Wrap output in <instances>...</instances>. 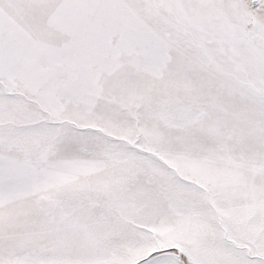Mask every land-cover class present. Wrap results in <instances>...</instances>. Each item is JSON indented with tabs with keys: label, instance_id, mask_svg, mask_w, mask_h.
Segmentation results:
<instances>
[{
	"label": "snow or ice",
	"instance_id": "snow-or-ice-1",
	"mask_svg": "<svg viewBox=\"0 0 264 264\" xmlns=\"http://www.w3.org/2000/svg\"><path fill=\"white\" fill-rule=\"evenodd\" d=\"M0 264H264V0H0Z\"/></svg>",
	"mask_w": 264,
	"mask_h": 264
}]
</instances>
